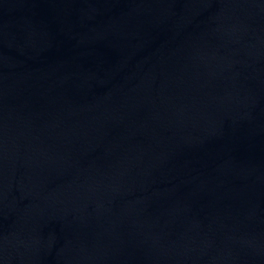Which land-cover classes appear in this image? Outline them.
Returning a JSON list of instances; mask_svg holds the SVG:
<instances>
[{"label": "water", "instance_id": "water-1", "mask_svg": "<svg viewBox=\"0 0 264 264\" xmlns=\"http://www.w3.org/2000/svg\"><path fill=\"white\" fill-rule=\"evenodd\" d=\"M0 264H264V0H0Z\"/></svg>", "mask_w": 264, "mask_h": 264}]
</instances>
